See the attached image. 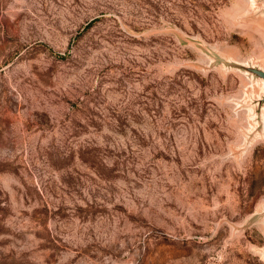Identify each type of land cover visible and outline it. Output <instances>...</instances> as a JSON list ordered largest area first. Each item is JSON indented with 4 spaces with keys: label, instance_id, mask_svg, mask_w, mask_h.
Listing matches in <instances>:
<instances>
[{
    "label": "rangeland",
    "instance_id": "374dc122",
    "mask_svg": "<svg viewBox=\"0 0 264 264\" xmlns=\"http://www.w3.org/2000/svg\"><path fill=\"white\" fill-rule=\"evenodd\" d=\"M264 0H0V264H264Z\"/></svg>",
    "mask_w": 264,
    "mask_h": 264
},
{
    "label": "water",
    "instance_id": "95a60500",
    "mask_svg": "<svg viewBox=\"0 0 264 264\" xmlns=\"http://www.w3.org/2000/svg\"><path fill=\"white\" fill-rule=\"evenodd\" d=\"M227 65L238 68L242 71L247 72L248 76H251L254 79H261L264 81V69L253 64H242L238 62H227ZM255 113H263L264 111V91H262L255 99Z\"/></svg>",
    "mask_w": 264,
    "mask_h": 264
},
{
    "label": "bare ground",
    "instance_id": "6f19581e",
    "mask_svg": "<svg viewBox=\"0 0 264 264\" xmlns=\"http://www.w3.org/2000/svg\"><path fill=\"white\" fill-rule=\"evenodd\" d=\"M262 114H264V111H263V113Z\"/></svg>",
    "mask_w": 264,
    "mask_h": 264
}]
</instances>
